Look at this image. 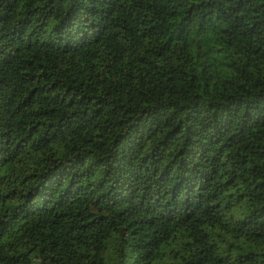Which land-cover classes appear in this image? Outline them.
I'll list each match as a JSON object with an SVG mask.
<instances>
[{
    "label": "trees",
    "instance_id": "16d2710c",
    "mask_svg": "<svg viewBox=\"0 0 264 264\" xmlns=\"http://www.w3.org/2000/svg\"><path fill=\"white\" fill-rule=\"evenodd\" d=\"M0 264H264V0H0Z\"/></svg>",
    "mask_w": 264,
    "mask_h": 264
}]
</instances>
